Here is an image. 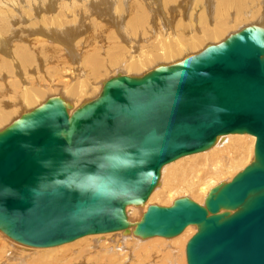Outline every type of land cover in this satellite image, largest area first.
<instances>
[{
    "label": "water",
    "instance_id": "1",
    "mask_svg": "<svg viewBox=\"0 0 264 264\" xmlns=\"http://www.w3.org/2000/svg\"><path fill=\"white\" fill-rule=\"evenodd\" d=\"M222 47L109 86L70 114L52 98L1 131L0 230L39 247L120 231L163 165L225 133L252 134L259 168L213 188L204 206L186 197L149 205L134 232L172 236L193 223L188 264H264V32L249 27ZM74 173L133 195L66 186Z\"/></svg>",
    "mask_w": 264,
    "mask_h": 264
},
{
    "label": "bare ground",
    "instance_id": "2",
    "mask_svg": "<svg viewBox=\"0 0 264 264\" xmlns=\"http://www.w3.org/2000/svg\"><path fill=\"white\" fill-rule=\"evenodd\" d=\"M161 1L163 2V0ZM219 1L220 0H196L195 8L202 5L200 11L203 12L205 8L208 12L211 25L208 31H203L202 35L196 37L195 39L190 38V41H188V39L185 44L180 43L178 39L175 40L172 37L168 39V42L151 40L152 43H155L157 45V53L155 51L154 53L156 54L145 55L143 54V50L141 48V46H143L144 44H141L139 40L142 39L146 41L150 38L157 39V37H159V32L156 30V27L151 26L155 25L153 22H151L152 24H150L151 27H144L138 33L134 32L132 30V27L136 24V21L143 22L145 26H149L146 22L150 19V6L153 5L154 0H0V21L4 22L0 23V69L6 70L9 75V78L0 82V132L5 130L11 124L15 123L18 119L24 117V115H27L37 108L41 107L43 104H46L47 101L50 100V95H60V98H64L67 113L70 114L73 110L82 105V103H86L82 100L87 98V96H89L91 92L95 95L96 93H98V90H100L96 95L97 98L109 86L111 89L116 87L118 84H122L123 86L125 83L129 82L131 78H133L126 75L118 76L119 74H121L119 73V71L117 72L119 74L116 77H113L112 75L113 78L106 81L102 79V81L98 82L97 79H99V77H106L111 72H115V70H121L123 74L127 75L135 74V76H137L136 74L141 73L143 76L145 75L144 73L146 71L150 73L157 68L163 67L162 64L158 66L156 65V63L160 62H156L157 60H161V62H169L171 60H176V57L179 59L183 57L182 60H185L190 57L200 56L201 54L210 52L212 50H217L219 48L221 49L223 48L222 46L233 37V35L242 32L244 29H247L249 27L257 28V30L264 32V0H250L249 5L245 10L235 9L232 14L231 20L229 21L228 27L226 25L227 18L223 22H219L217 20L216 7ZM169 2H172L174 6V3H178V0H164L165 4L163 3V6H168ZM192 7L194 8V6ZM179 9L180 11L181 9H184L183 0L178 3L177 7L175 5V8L171 9L170 12H174L177 15L180 13ZM187 11L188 8L186 11H184L183 14L191 18V11ZM79 13L81 17H85L86 15L89 16L90 14L93 16V14H95V16L98 15L99 17V15H101L106 18L102 19L100 18V16L98 18V20L100 19L98 22H95L93 20L89 22L81 19L79 17ZM2 15L4 16V20L1 19ZM135 15L137 16L134 18ZM238 15L242 16L240 20H236L235 18V16ZM173 17L171 19H173ZM195 18L197 19L196 14ZM162 19L166 20V17L163 16ZM103 21L106 26L101 25ZM86 24H90L89 26L95 27L96 31L93 32L95 36H93L94 39L99 38V40L97 42H92V45L89 48L84 49V47L80 48L79 46V41H81L82 38L77 34V32L80 31L79 34H81V28H84ZM164 25L165 23L163 21V26ZM220 25L223 28H228V30L223 34L222 29H219ZM226 34L228 36H226ZM159 38L163 40V34H161ZM207 38L210 42V46H207L209 45L207 44ZM170 40H173L174 43H171ZM171 44L174 46L173 50L169 48V45ZM195 50L198 54L187 56L188 52ZM55 51L57 52V57L55 59V69L54 71H51L48 69L50 67H54V65L52 64V58L55 54ZM14 52L17 54V56L14 54ZM182 60L180 59L179 62ZM89 63L93 64L92 67L89 65ZM84 65H87L89 67V70L84 69ZM148 66H152L153 70H150V72L149 70H146ZM10 83L14 88L9 87ZM64 99L62 103H64ZM89 100H91V98ZM89 100L87 102H89ZM8 123H10V125H7ZM229 134L231 133H225L217 137L214 145L211 146L208 150L205 149L206 151L203 150L204 152L198 151L196 152V154L192 153L183 155L163 165L160 171L158 184L152 190L146 202L140 206H129L126 208V216L130 224L129 227L120 231L89 234L81 237L85 239L91 237L92 239V237L95 236L98 237L112 234L119 235L118 240H115V246L117 248H115V251H118V253H120L122 256V251H124L125 249L124 247L129 246L127 244L132 242V234L134 233L136 224L141 221L144 212L152 203V201H155L162 197L169 199L172 205L178 199L186 197L191 200H198L200 198V203L204 204L207 195L213 190V188L221 185V178L223 176H226L227 173L233 171V169H238V172L235 170L237 173L233 174L234 176L232 175L233 178L231 177L232 179L227 182L229 183L233 179L243 175V172L249 166L251 167L252 171L253 169H256L258 165L254 164L255 162H253V164H249L247 167H245V165V168L241 170L243 167V163L245 164V162L243 161L246 159V155L251 152V149H253L254 151L255 159L257 158V136L248 134L249 136L251 135L249 138L247 136V138H243L242 133L231 135ZM227 135L230 136L228 137L229 141L226 140L227 143L223 142L225 144L222 145L221 148L219 147L216 149V147H218L217 145H220L222 140L226 139L224 137H226ZM232 137L239 138L237 140L233 139L234 143L232 144H236V146L233 148L235 150L232 149L228 151V144H230V142L232 141ZM241 138L246 140H240ZM224 147H226L224 151L227 150L230 157L224 159L222 155H219L217 159L208 161L206 159L198 166L199 170L205 169L208 171L207 173L211 175L206 178L208 181L205 184L202 181L203 179L200 178L201 174L200 176L196 175L193 182L190 183H186L187 180L182 179V181H185L181 182V184H177V181L173 180V175L175 174H172L171 182L167 183L166 188L164 187V174L168 167H170L171 165H175L180 160L187 159V157L189 158L190 156L194 157V155H198L199 157L203 158L211 151H223ZM262 148H264V144ZM263 158L264 154H262V150H260V155L258 156L257 160L258 164L261 160H263ZM189 170H191V168H189ZM251 170L249 172H251ZM184 174L187 175L188 172H185L182 175ZM218 180H221V182L218 183ZM226 180L228 179H225L224 182ZM197 184L198 186H196ZM160 190L162 192H160ZM196 195H199V197H197ZM233 211L234 210H230V212ZM191 229H193V231L196 230L197 232L188 241L186 248L185 246L183 247L184 252L186 249L185 254L187 264L188 252L190 256L192 255V252L188 251V246H193L192 244L195 241V237L199 234L200 228L198 227V225L190 223L185 225L183 229L176 235L158 236L161 237V242L166 241V238L169 239L168 237H170L171 241H173L172 238L179 239ZM50 231L56 232L53 230ZM46 234L47 236H50V232ZM155 237L157 236H151V238ZM83 238H76L78 239L77 242ZM142 238L140 239L142 240ZM11 239L17 241L18 243H22L14 238ZM141 240L139 241L141 242ZM126 241L129 242L126 243ZM1 245L2 243L0 241V246ZM96 245H98L97 242ZM2 246L5 247L6 244ZM28 246H32L33 248L36 247V249H34L35 251H47L45 256L38 258L49 257L50 255L52 256L56 251L55 249H59L58 247H60L55 245L52 247L46 246L49 247L47 249L46 247L37 249V247L39 246ZM92 246L93 245H91V247ZM6 247L8 248V246ZM95 248H97V246ZM14 249L16 250H11L10 254L12 252V255L15 259L20 258V256L24 257V255L22 254L23 251H20L15 247ZM63 251H66V249H64ZM92 251L94 250L92 249ZM94 252H96V250ZM128 254L130 255V253ZM5 259L9 260V257H5ZM121 260H116L113 263L127 264L125 262L126 259L122 262Z\"/></svg>",
    "mask_w": 264,
    "mask_h": 264
},
{
    "label": "rangeland",
    "instance_id": "3",
    "mask_svg": "<svg viewBox=\"0 0 264 264\" xmlns=\"http://www.w3.org/2000/svg\"><path fill=\"white\" fill-rule=\"evenodd\" d=\"M181 1L182 0H178V3L181 2ZM249 1L250 0H220L217 3V7H216L217 8V15H216L217 16V20L219 22H223L227 18L226 25L228 27L229 21L231 20V17H232V14H233L234 10L235 9L245 10L248 7V5H249ZM163 3H164V0H163V2L161 0H154L153 5L150 6V11L152 10L153 12L149 11V18L150 19L147 20V22H146V23H148L149 26H145L143 24V22H137L136 21V24L132 27V30L134 32L138 33L144 27H151L152 26V27H156L157 28L156 30L159 32V37H160L161 34H163V40L160 39L159 37H157V39L150 38V39H147L146 41H144L142 39L139 40L141 44H144L143 46H141V48L143 50V54H145V55H150V54H156L157 53V51H156L157 45L155 43H152L151 40H153V41H158L159 40V41H163V42H168V39L172 37L175 40L178 39L180 43L185 44L188 39H189L188 41H190V38L195 39L196 37L201 36L203 31H208L210 29V27H211L210 18H209V15H208V12L206 11V9L204 8L203 12H201L200 10L202 8V5L197 7V8H195L196 0L195 1H193V0H188V1L187 0H183L184 9H181V11L179 9L180 13L177 14V15L174 12L171 13L170 11H171V9L175 8V5L177 7L178 3H174V6H173L172 2H169L168 6L167 5L163 6ZM191 5L194 6L195 9ZM155 6H156V8H155ZM189 7H192L193 9L189 8ZM185 8H186V10L188 8L187 12L191 11V13H192L191 18H189V17H187V16H185L183 14L184 11H186ZM195 14H196L198 20L195 18ZM100 16L101 15H99V17ZM136 16L137 15H135L134 18ZM163 16L166 17V20L162 19ZM173 16L175 17V19H174ZM79 17L81 19L89 21V22L92 21V20L95 21V22H98L100 20V19L98 20V18H99L98 15L95 16V14H93V16L90 14L89 16L86 15L85 17H81L80 13H79ZM172 17H173V19H171ZM241 17L242 16H239V15L235 16L236 20H240ZM100 18L103 19V18H106V17L101 16ZM1 19L4 20V16L3 15L1 16ZM149 21H150V23H149ZM155 21H157V22H155ZM163 21L165 23L164 26H163ZM151 22H153L155 25H151L150 26V24H152ZM0 23H4V22L0 21ZM89 25L90 24H86V26L84 27L85 29L83 27L81 28V31H82L81 34H79L80 31L77 32V34L80 35L81 38H82V40L79 41L80 42V44H79L80 48H82V47H84V49L85 48H89L92 45V42H97L99 40V38H97V39L95 38L94 39L95 34H93V32L96 31L95 27H91ZM101 25L106 26L104 21L101 23ZM163 28H164V30H163ZM219 29H222V34L225 33L228 30V28H223L221 25L219 26ZM84 31L86 32V34H85ZM101 31H103V30H101ZM87 32H88V36H87ZM104 34H105V30H104ZM226 36H228V35L226 34ZM84 39H85V41H84ZM170 42L174 43L173 40H170ZM84 43H85V45H84ZM162 44H165V43H162ZM207 44H209L207 46H210V42H209L208 38H207ZM214 45H216V44H214ZM173 47L174 46L172 44L169 45V48L171 50H173ZM166 50H168V49H166ZM202 50H200V51H202ZM155 51H156V53H154ZM14 54L17 56V54L15 52H14ZM195 54H198L196 50L188 52L187 56H192V55H195ZM56 57H57V52L55 51V54L53 55V58H52V62H53L52 64L54 65V67H50L48 70L54 71ZM175 59L176 60H171L169 62H164V61L161 62V60H157L156 62H158V61H160V62L156 63V65L158 66V65L162 64L163 67L164 66H169L170 64H174V61H175V63L179 62V60L180 59L182 60L183 57L180 58V59L176 57ZM177 59H179V60H177ZM89 65L92 67L93 64L89 63ZM84 69L89 70V67L87 65H84ZM146 70H149V72H150V70H153V67L152 66H148V68H146ZM117 72H119L121 74H119ZM146 73H148V71H146L144 74H146ZM140 74H136V75L137 76L139 75L138 77H140ZM112 75H113V77H116L117 75L118 76H125L126 75L128 77H137V76H135V74L134 75H131V74L127 75V74H123L121 72V70H118V71L115 70V72L114 71L111 72L106 77H99V79H97V80H98V82L102 81V79L104 81H106V80H109V79L113 78ZM141 76H142V74H141ZM0 78H1L0 82H2V80H5V79L9 78L8 72L6 70L0 69ZM9 87L10 88H14L11 85V83H10ZM99 91L100 90H98V93H99ZM98 93H96L94 95L91 92V94L89 96H87V98H85L82 101H85L86 103H88L87 101L90 98H91V100H89V102L92 101L93 99H95L96 95ZM51 96L52 95H50L49 99H51L52 97L53 98L57 97V96H58L57 98H60V95H54L53 94V96L52 97ZM60 99H61V101H63L64 98L61 97ZM83 104H85V103H82V105ZM64 105H65V99H64ZM82 105H80V106H82ZM7 125H10V123H8ZM229 135H231V134H229ZM246 136L249 138L251 135L249 136L248 134H246V135L243 134V138H247ZM228 137H230V136L227 135L226 137H224L226 139H223L224 141L222 140L220 145H217L218 147H216V149L219 148V147L221 148V146L225 144L223 142L227 143V141H229ZM238 138L239 137H232V139H231L232 141L230 142V144H228L229 145L228 151L232 150L236 146V144H232V143H234L233 141L237 140ZM243 138H241L240 140H246V139H243ZM241 145H245V144H241ZM226 147H224L223 151H220V152L211 151L210 153L205 155L203 158L199 157L198 155H194V157L193 156H190L189 158L187 157V159L180 160L175 165H171L170 167H168L166 169L165 174H164V176H165L164 187L166 188L167 183L171 182V175L172 174H175V175H173V180H176L177 184H181V182L185 181V180L182 181V179H186L187 180L186 183L193 182V180L195 179V176L196 175L200 176V174H201L200 178L203 179L202 181L205 184L208 181L206 178H208L211 175L209 173H207L208 171L205 170V169L204 170H199L198 166L201 163H203L206 159H207V161L208 160L217 159L219 155H222L224 159L230 157L228 155V151L227 150L224 151V149H226ZM208 149H210V147ZM208 149H206V150H208ZM206 150H204V151H206ZM233 150H235V149H233ZM204 151H201V152H204ZM243 162H245V164L244 163H243V165L241 164L243 166L241 170H243L249 164L251 165V164H253V162H255V155H254L253 149H251V152H249L248 155H246V159ZM189 168H191V170H189ZM235 170L237 171L238 169H235ZM235 170L233 169V171H231L232 173L229 172V173L226 174V176H223L221 178L223 183L221 182V180H218V183L221 182V185H222V184L227 183L228 181H230L233 178V176H234L233 174L238 172V171L236 172ZM185 172H188V174L187 175H185V174L182 175ZM230 174H231V176H230ZM224 178L228 179V180H226L224 182V180H225ZM196 186H198V184ZM161 190H160V192H162ZM196 196L199 197V195H196ZM161 198L162 197H160L159 199H157L155 201H152L151 204L152 205L164 206V207L165 206H171V201L169 199H167V198H162L161 199ZM194 200L192 199V201H194ZM199 200H201V199L199 198L198 200H195L194 202L204 206V204L200 203ZM201 202H203V201H201ZM231 210H235V209H231ZM196 232H197L196 230L193 231V229H191V230H189V232L187 231L179 239H174V238L171 237L172 240H173V241H171L170 237H168L170 239V241L167 238L166 239L163 238V239L166 240V241H163V242H161V240H160L161 237L157 236L158 238L157 237H155V238H151V237L142 238L143 236L137 235L134 232L132 234V242H134L135 244L132 243V242L127 244L129 246L126 245L127 247H124L125 249H124V251H122L123 252L122 256H121L120 253H118V251H115L117 249L116 246H115V240L116 239L118 240L119 235L112 234V235L98 236V237L95 236V237H92V239H91V237H89L90 239L89 238L85 239L83 237H80V238H83V239H81L78 242H77L78 239H76V240H74L72 242L64 243V246H63V244L62 245H57V246H60V247H58L59 249H55L56 251L53 253L52 256L50 255L49 257L38 258V257L45 256L47 251H35L34 249H36V247L33 248L32 246H28V245H25V244H22V243H18L17 241H14L11 238H9L2 230H0V241H1L2 245L6 244V246H8V248L6 246H5L6 248L4 246H2V245L0 246V264H112L116 260H121V259H122L121 262L125 261V259H126L125 262L127 264H187L186 263V254H185L186 249H185V252H184V248L183 247L185 246V248H186L188 241L192 238V236ZM140 238H142V240ZM139 240H141V242ZM7 241H9L11 243H9ZM92 242H94L95 244L92 243ZM96 242L98 243V245H96ZM127 242H129V241H126V243ZM7 243H8V245H7ZM91 245H93L92 246L93 248L91 247ZM61 246H63V247H61ZM96 246H97V248H95ZM100 246H102V247H100ZM14 247L17 248L20 251H23L22 254L24 255V257L20 256V258L15 259L13 257V255H12V252L10 254L11 250H16V249H14ZM89 247H90V249H89ZM39 248H45V247H37V249H39ZM47 248H49V247H46V249ZM122 248H123V246H122ZM64 249H66V251H63ZM92 249L94 251L96 250V252L92 251ZM95 253H97L98 255L95 254ZM128 253H130V255ZM114 254L117 255V256H115ZM5 257H9V260H6ZM84 262H86V263H84ZM113 264H115V263H113Z\"/></svg>",
    "mask_w": 264,
    "mask_h": 264
},
{
    "label": "clouds",
    "instance_id": "4",
    "mask_svg": "<svg viewBox=\"0 0 264 264\" xmlns=\"http://www.w3.org/2000/svg\"><path fill=\"white\" fill-rule=\"evenodd\" d=\"M63 183L79 191H95L98 194L113 197H131L133 195L129 190L116 191L111 189L100 177L94 174L81 175L74 173L68 180L63 181Z\"/></svg>",
    "mask_w": 264,
    "mask_h": 264
}]
</instances>
